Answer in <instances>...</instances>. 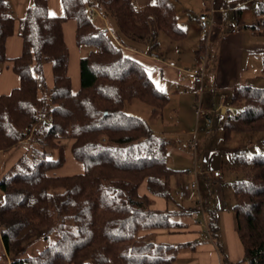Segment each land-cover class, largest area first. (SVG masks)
I'll list each match as a JSON object with an SVG mask.
<instances>
[{"label":"trees","instance_id":"trees-1","mask_svg":"<svg viewBox=\"0 0 264 264\" xmlns=\"http://www.w3.org/2000/svg\"><path fill=\"white\" fill-rule=\"evenodd\" d=\"M60 1L62 16L51 15L48 0H33L27 8L19 28L22 53L12 60L20 87L0 96V153L27 142L32 152L18 159L0 180L4 198L0 235L6 255L12 258L10 264H173L184 245L157 243L139 233L183 227L174 217L189 213L172 190V180L180 172L167 163L170 142L147 120L125 111L127 102L138 100L162 115L171 97L121 45L126 40L153 42L156 51L160 33L184 41L187 34L175 6L171 0H154L141 8L135 0ZM234 12L239 26L264 37V0L257 1L252 23H243L244 8ZM101 18L114 21L120 46ZM68 20L77 23L78 47L88 48L80 59L77 93L68 74L70 55L63 34ZM15 21L10 0H0V72L9 61L6 41L14 34ZM203 46L201 41L197 53ZM48 63L52 89L44 73ZM226 105L222 121L226 141L234 132L264 131V88L235 83ZM47 149H58L59 156ZM65 149L83 165L82 173L56 174L66 162ZM228 169L237 177L232 210L244 261L264 264V155L242 151L230 160ZM157 199L175 203L179 211L156 209ZM208 213L210 238L218 241L216 214ZM68 222L74 230L65 227ZM40 231L44 238L55 233L56 242L38 254L20 256L21 247Z\"/></svg>","mask_w":264,"mask_h":264},{"label":"rangeland","instance_id":"rangeland-1","mask_svg":"<svg viewBox=\"0 0 264 264\" xmlns=\"http://www.w3.org/2000/svg\"><path fill=\"white\" fill-rule=\"evenodd\" d=\"M257 1L171 0L177 12L179 25L187 34L184 41L176 42L171 40L165 33H160L157 39L158 48L156 51L152 47L153 42L126 40L125 44L122 43L125 46V49L122 47L125 54L142 63L155 85L171 97L162 115L153 113L151 107L138 100L127 102L126 113L147 120L157 134L165 137L170 142L167 163L170 168L181 173L184 185L192 183L190 179H194L193 174H189V171L203 173L200 179L203 200L204 197L208 201L218 200L221 197L222 189H224V193H229L234 204L232 184L237 180V177L228 169L230 160L242 151L248 156L264 155V131H238L232 134L229 141L224 139L222 121L226 116L228 110L226 104L231 88L235 83L230 87L215 84L216 72L220 65H218L219 61L215 57L213 58L216 49L215 45L212 48L211 44V36L214 31L217 32L215 28L221 29L223 34L234 35V33H231V28L237 26L239 32L235 34L240 32L245 34L244 53L242 54L243 72L241 71V80L237 83L249 82L256 87L264 88L261 55L263 54L261 50L264 49V37H256L251 30L241 28L237 23L234 12L238 6L244 8L243 17L244 15H252L253 20L246 22L242 18L243 23H252L255 19L254 8ZM135 3L138 8L143 7V4L138 0ZM211 11H213L215 24L205 37L200 32L198 17L202 13ZM96 16L98 15H95V20L101 23L98 19L99 16ZM103 22L109 35L120 46L121 43L117 39L118 30L114 21L106 18ZM201 41L204 46L197 53ZM80 51L83 55L88 52V48ZM253 51L254 53H252ZM204 57L207 60V65L205 70L202 67L204 81L200 87L191 81L188 71L200 67L199 60ZM204 62L206 61L204 60ZM162 73H164V76H162ZM198 104L202 106L200 108L202 112L196 110ZM205 108L212 112L202 116ZM194 142L198 144L197 150H194L191 145ZM33 144L36 145L34 142ZM28 149H30L28 144H21L12 152L4 154L3 161L0 158V180L7 173L11 161L10 166H13L25 153H32H29ZM47 151L55 158L59 156L58 149H47ZM65 152L66 162L62 168L55 171L56 174L71 176L82 173L84 171L83 165L72 157L70 149H65ZM215 170H219L222 174L224 180L222 188L221 186H214L210 180L211 177L217 179L213 176ZM15 172L16 170L13 169L12 174ZM177 176L172 180V190L173 197L179 203L180 200L178 201L176 193ZM201 191L199 192L201 193ZM3 202L4 198L0 190V205ZM65 227L68 230H74L75 228L71 222H68ZM151 239L154 241L153 238ZM56 240L57 235L55 233L44 238L40 231L35 238L21 247L23 255L20 256L38 254ZM11 260L12 258L6 255L0 236V264H10Z\"/></svg>","mask_w":264,"mask_h":264},{"label":"crops","instance_id":"crops-1","mask_svg":"<svg viewBox=\"0 0 264 264\" xmlns=\"http://www.w3.org/2000/svg\"><path fill=\"white\" fill-rule=\"evenodd\" d=\"M138 1L142 3L143 6L154 2V0ZM10 2L14 8L16 21L14 34L6 41V55L9 61L3 65L2 71L0 72V96L9 95L14 89L20 87V78L13 70L12 60L18 58L22 53L23 40L19 35L20 20L25 15L27 8L32 4L33 0H10ZM48 2L51 15L55 17L62 16L63 9L61 1L48 0ZM239 7L240 6L236 8ZM251 16L252 15H244V21H252L253 17ZM76 30L77 23L74 20H68L63 24L64 40L69 49L70 55L68 74L72 81L74 93H77L81 86L80 59L82 57L80 51L82 49H80L76 43ZM215 30L217 32L214 31L211 36V44L212 48L215 45L216 49V54L213 55V58L215 57V59L219 61L218 65H220V69L218 68L216 72L215 84H222L223 87H230L234 83H237V81L241 80V71L243 72L242 54L244 53L245 34L242 32L234 35L223 34L221 33V29L215 28ZM219 33L221 34L219 35ZM121 47H124L125 49V46L121 45ZM261 51L264 53V49ZM252 53H254V51ZM44 73L47 86L49 89H52L54 86L52 64L48 63L44 65ZM162 76H164V73H162ZM3 157L4 154L0 153L2 161ZM11 163L12 161L9 164L11 165ZM10 165L8 166V170L13 167ZM181 176V173L177 176L176 193L179 187L184 185ZM190 180L193 182V178ZM210 180L214 186H221V188L224 186L223 179L215 180L211 177ZM197 198L198 197L194 193L191 194L188 199L182 201V205L185 209L184 211L189 214L174 217V221L180 222L183 225L181 229L174 232H170L167 229L141 230L139 234L141 236L148 235L157 243L176 246L184 245L185 247L177 253L173 264H246L244 261L243 245L237 232V219L232 210L233 203L229 193L225 194L224 189H222L221 197H219L218 200L208 201L206 197H204L203 200L201 191L199 198L203 202L204 210L199 214L193 213L192 211V209L195 208ZM154 207L159 210L169 209L173 212L179 211V208H177L175 203H167L162 199L155 200ZM189 209H191V211ZM208 211H213L216 214L219 226L218 241H213L212 238L204 239L201 236L206 232L205 225L209 222L210 217Z\"/></svg>","mask_w":264,"mask_h":264},{"label":"built area","instance_id":"built-area-1","mask_svg":"<svg viewBox=\"0 0 264 264\" xmlns=\"http://www.w3.org/2000/svg\"><path fill=\"white\" fill-rule=\"evenodd\" d=\"M93 14H94V11L91 9L89 11V15L93 16ZM198 23H199V29H200L201 34L206 37V35H208L210 33L212 27L215 24V18H214V15H213V11L200 14L199 17H198ZM236 32H239V29H238L237 26H233L231 28V33L235 34ZM204 60L206 62H204ZM199 65H200V67L195 68V69H191L188 72L191 75V81L194 82L195 85L201 87L202 83L204 81V79H203V74H204L203 68L205 70V67L207 65V60L205 59V57L201 58L199 60ZM223 102H224V100H223ZM196 107H197L196 110H198V112H202V110L200 109L202 106L200 104H198ZM211 112H212L211 110H208V109L205 108L203 110L202 116H205L206 114H209ZM40 120H41V118H40ZM48 121H51L50 117L48 118ZM191 145L194 148V150H197V148H198L197 142H194ZM189 174H193V177H194L193 182L190 183V184L181 185L179 187L178 191H177V198L180 201H184V200L188 199L191 194L195 193L198 198L196 200L197 202L195 204V208L192 209V211H193V213L199 214V213H202L203 210H204L203 202L199 198V194H200V192H199L200 191V179H201V176L203 175V173H199V172L192 173V172L189 171ZM213 176H214V178L222 179V174L219 171L214 172ZM189 210L191 211V209H189ZM205 226H206L205 227L206 232L202 234V237L204 239H209L210 238V234H209L208 224H206Z\"/></svg>","mask_w":264,"mask_h":264}]
</instances>
